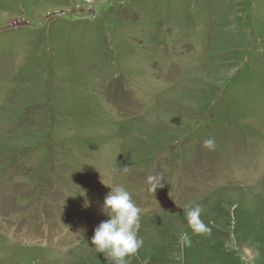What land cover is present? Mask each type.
Listing matches in <instances>:
<instances>
[{"label":"rangeland","instance_id":"374dc122","mask_svg":"<svg viewBox=\"0 0 264 264\" xmlns=\"http://www.w3.org/2000/svg\"><path fill=\"white\" fill-rule=\"evenodd\" d=\"M116 186L129 264H264V0H0V264H113Z\"/></svg>","mask_w":264,"mask_h":264},{"label":"clouds","instance_id":"9594fccd","mask_svg":"<svg viewBox=\"0 0 264 264\" xmlns=\"http://www.w3.org/2000/svg\"><path fill=\"white\" fill-rule=\"evenodd\" d=\"M215 139L204 140L206 149L215 148ZM125 167L122 172H127ZM148 182L153 191L162 185L158 176H149ZM89 203L85 202V207ZM142 209L133 201L130 192L123 186L111 187L105 197L103 214L108 218L95 229L91 243L99 253H106V258L113 264H129L128 258L134 256L143 246V239L138 236ZM203 207L200 204L189 205L186 211L188 225L194 233H210L211 229L201 219ZM182 243L189 242L187 233L180 234Z\"/></svg>","mask_w":264,"mask_h":264}]
</instances>
